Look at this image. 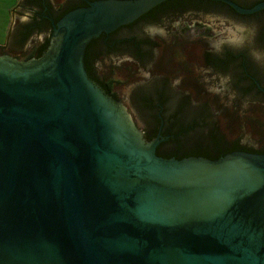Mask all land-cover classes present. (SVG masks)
<instances>
[{
	"label": "water",
	"instance_id": "1",
	"mask_svg": "<svg viewBox=\"0 0 264 264\" xmlns=\"http://www.w3.org/2000/svg\"><path fill=\"white\" fill-rule=\"evenodd\" d=\"M208 11L240 46L196 44L264 101V0H20L0 54V264H264V147L243 143L215 91L164 69L132 97L148 140L99 79L101 52L148 60L147 22Z\"/></svg>",
	"mask_w": 264,
	"mask_h": 264
},
{
	"label": "rangeland",
	"instance_id": "2",
	"mask_svg": "<svg viewBox=\"0 0 264 264\" xmlns=\"http://www.w3.org/2000/svg\"><path fill=\"white\" fill-rule=\"evenodd\" d=\"M247 0L245 2H248ZM252 1V0H251ZM19 0H0V45H6L9 41L10 19L14 18V8ZM185 22L192 28V23H197L201 27L199 41L189 42L176 38L169 32L170 25H179ZM147 34H151L157 43L158 59L153 65L147 62L134 63L128 55L120 56L118 54L103 53L96 59L95 72L100 79L111 78L115 81L114 92L131 118L135 126L146 131V123L132 101L131 92L136 89L151 74L164 69L180 70V72H189L198 80L212 88L218 96L220 102L231 118L243 143L261 146L264 141V101L262 98L253 95H242L227 81V79L218 71L213 72L203 63L196 53V44L206 43L207 45H230L240 46L247 43L246 24L228 17L208 11H186L184 14L164 15L157 21L147 22L145 25ZM195 34H197L195 32ZM8 35V36H7ZM198 40V39H197ZM181 43L179 50L176 44ZM168 47L167 49L161 46ZM15 52L9 47L6 52L1 54L11 58ZM123 58L126 61H120ZM184 59V66L182 64ZM16 59H21L16 58Z\"/></svg>",
	"mask_w": 264,
	"mask_h": 264
},
{
	"label": "flooded vegetation",
	"instance_id": "3",
	"mask_svg": "<svg viewBox=\"0 0 264 264\" xmlns=\"http://www.w3.org/2000/svg\"><path fill=\"white\" fill-rule=\"evenodd\" d=\"M46 1H48L50 4H52L53 6L54 5H58V4H62V3H66L68 0H46ZM234 2H236L237 4H239L240 6H243V7H251V6H253V5H255L256 3H258L259 1H261V0H250V1H248V2H245V1H247V0H233ZM19 2H20V0H19ZM18 2V3H19ZM18 3H17V5H18ZM16 5V6H17ZM15 6V7H16ZM15 9V8H14ZM184 14V13H186V11H175V12H172V13H169V14H166V15H172V14ZM11 20V23H10V25H9V30H8V32L9 33H7V34H9V38H10V33H11V29H12V24H13V20H14V18L13 19H10ZM169 32L170 33H172L176 38H180L178 41H182V40H185V41H189V42H197V41H199V38H198V36H200V34H201V27L199 26V24H197V23H192V28H190V26H187V24L185 23V22H182L181 24H179V25H170V28H169ZM195 32L197 33V34H195ZM149 35H151V34H149ZM8 36V35H7ZM152 36V35H151ZM8 38V39H9ZM198 39V40H197ZM9 42V41H8ZM198 43V42H197ZM41 45V41L39 40V41H34L29 47H27L26 49H24V50H20V51H17V52H15V54H14V56L16 57V58H20L21 57V59H27V58H31V57H33V55H34V53L36 52V50L38 49V47ZM224 45H227V44H224ZM161 46V48L163 49V48H165V49H167L168 47H165V46H163L162 47V45H160ZM176 46H178V48H179V50L181 49V43L178 45V44H176ZM187 46H189V47H192V48H195L196 46L194 45V46H190V44H187ZM209 46H211V47H213V48H215V46L214 45H212V44H210ZM7 47H9L8 46V43L5 45H0V54L2 53V52H6V48ZM158 47V45H157V43H155L154 44V47H153V50H152V53H151V55L149 56V58H148V60H141V59H139L136 55H134V54H132V53H130V52H128V51H106V52H101L99 55H101V54H103V53H111V54H116V56L118 55V54H120V56H122V54L123 55H128V56H130L131 57V60H127V61H129V62H131V61H133L134 63H143V62H147L149 65H153L154 63H156L157 62V59H158V52H161V51H159V50H157L156 48ZM157 55V56H156ZM99 57V56H98ZM97 57V58H98ZM119 60L121 61H126V60H123V58H119ZM182 64H181V66H184L183 64H184V59L182 58ZM203 61V60H202ZM203 63L205 64V65H207L208 66V69L209 70H211V71H213V72H217V70L215 69V67L211 64V63H208V62H206V61H203ZM190 68H188L187 69V72L186 73H189V72H191L190 70H189ZM177 71H180V70H177ZM100 79V78H99ZM105 80H109V81H111V84H112V86H113V89H114V86H115V81L113 80V79H111V78H106ZM136 88V87H135ZM134 92H135V89H133V91L131 92V97L130 98H132L133 97V94H134ZM240 94H242V95H250V94H244V93H240ZM253 96H257V95H253ZM257 97H260V96H257ZM261 98V97H260ZM261 146H263L264 147V141H263V144L261 145Z\"/></svg>",
	"mask_w": 264,
	"mask_h": 264
},
{
	"label": "trees",
	"instance_id": "4",
	"mask_svg": "<svg viewBox=\"0 0 264 264\" xmlns=\"http://www.w3.org/2000/svg\"><path fill=\"white\" fill-rule=\"evenodd\" d=\"M110 83H111V81H110ZM144 137H145L146 140H148L147 130L144 131Z\"/></svg>",
	"mask_w": 264,
	"mask_h": 264
}]
</instances>
